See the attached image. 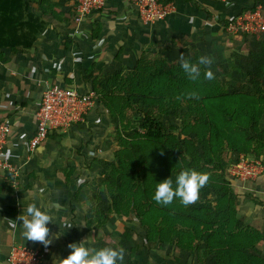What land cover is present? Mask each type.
Listing matches in <instances>:
<instances>
[{
	"label": "trees",
	"instance_id": "obj_1",
	"mask_svg": "<svg viewBox=\"0 0 264 264\" xmlns=\"http://www.w3.org/2000/svg\"><path fill=\"white\" fill-rule=\"evenodd\" d=\"M162 1L197 4L200 0ZM222 3L232 7L219 17L221 33L211 46L212 54L254 39L252 34L226 32L238 15L254 10L257 3L264 13V0ZM203 11L210 17L208 10ZM45 27L46 21L30 11L28 2L0 0V47L29 49ZM181 54L193 62L201 55L211 56L172 35L164 45L143 50L130 68L112 69L92 79L94 99L102 104L112 126L107 141L112 140L114 148L110 160L94 158L98 180L86 223L97 229L109 224L110 216L124 218V229L110 244L126 250L120 264H134L136 255L139 261L153 250L171 264H264V228L258 226L260 220L242 219L240 193L229 174L237 160L232 155L240 151L229 129L259 142L258 149L250 152L260 159L264 156L258 110L264 102V42L246 56L242 77L248 79L249 94L230 93L215 68L212 80L204 78L203 70L197 81L190 80L181 68ZM186 168L210 174L199 200L187 207L178 198L168 206L157 204L153 195L158 181L168 176L175 180ZM2 176V187L10 191L9 177ZM131 222L137 227L129 226ZM183 255L186 263L181 262Z\"/></svg>",
	"mask_w": 264,
	"mask_h": 264
},
{
	"label": "crops",
	"instance_id": "obj_2",
	"mask_svg": "<svg viewBox=\"0 0 264 264\" xmlns=\"http://www.w3.org/2000/svg\"><path fill=\"white\" fill-rule=\"evenodd\" d=\"M23 1L46 21V27L29 49L0 47V121L7 118L11 122L6 151L18 168L16 189L6 190L0 180V264H5L13 243L37 249L42 264H53L68 255L69 243L88 238V247H104L98 239L100 228L92 229L86 223L90 218L87 209L98 180L97 161L110 160L113 148L107 146L112 130L108 114L94 99L83 123L52 130L30 150L28 140L35 129V112L46 84L71 85L94 93L91 82L95 76L130 68L143 50L164 45L172 35L213 55L211 46L221 33L219 17L232 6L215 0L197 4L170 1L173 13L154 24H143L129 0H109L86 16L81 32L74 35L71 0ZM262 159L264 166V156ZM232 186L240 193L242 219L260 220L258 226L264 228V204L253 203L264 201V167L253 181L233 180ZM33 202L49 210L55 221L47 225L51 239L47 248L25 239L20 222L15 220ZM65 221L73 226L64 231ZM60 230L63 234L55 238Z\"/></svg>",
	"mask_w": 264,
	"mask_h": 264
},
{
	"label": "built area",
	"instance_id": "obj_3",
	"mask_svg": "<svg viewBox=\"0 0 264 264\" xmlns=\"http://www.w3.org/2000/svg\"><path fill=\"white\" fill-rule=\"evenodd\" d=\"M109 0H71L74 5L72 34L81 32L86 16L103 8ZM135 7L143 24H154L174 12L172 2L162 0H129ZM228 2L229 0H215ZM254 4V3H252ZM228 34L240 32L260 36L264 34L263 7L257 3L254 10H247L238 15L225 28ZM94 93H84L79 88L60 83H47L41 94L40 103L35 112V129L28 140V148L34 150L43 142L52 130H62L83 123L88 111L94 104ZM9 119L0 121V173L8 176L12 188H17L18 168L10 162L7 151ZM263 170V163L258 158L237 157L229 174L235 182L253 181ZM5 264H42L41 253L25 244L13 243L10 246Z\"/></svg>",
	"mask_w": 264,
	"mask_h": 264
},
{
	"label": "clouds",
	"instance_id": "obj_4",
	"mask_svg": "<svg viewBox=\"0 0 264 264\" xmlns=\"http://www.w3.org/2000/svg\"><path fill=\"white\" fill-rule=\"evenodd\" d=\"M180 63L183 72L192 81H197L200 78L202 70L205 79L215 78L211 68L214 57L201 55L193 62L181 54ZM190 95L195 97L197 94L191 93ZM209 180L210 174L207 172L193 168L182 169L175 180L168 176L158 181L153 199L157 204L168 206L178 198L187 207L199 200L200 190L208 184ZM15 220L20 222L22 235L25 239L39 242L45 248L50 245V229L47 225L55 221L49 210L42 209L33 202L28 204ZM72 226V223L65 221L64 231ZM64 231L60 230L56 233L55 238H59ZM88 244V238L69 243L67 246L71 251L68 255L55 259L53 264H118L124 260L126 250L123 247L104 246L97 249L88 247Z\"/></svg>",
	"mask_w": 264,
	"mask_h": 264
},
{
	"label": "rangeland",
	"instance_id": "obj_5",
	"mask_svg": "<svg viewBox=\"0 0 264 264\" xmlns=\"http://www.w3.org/2000/svg\"><path fill=\"white\" fill-rule=\"evenodd\" d=\"M261 36V35H260ZM253 36L255 41H253L251 38L246 39V41H242L243 43L238 47L239 49H236L235 45L232 47L230 46L228 49L223 52L218 51L215 54L211 55V57H214V63L212 64L211 68H215L214 71L218 72L220 74V81L225 84V87L230 93H234L236 91H241L244 93H251L252 91L249 89L248 83L246 77H242V75L245 74V68L246 66V56H248L250 51L253 50H259L260 45L262 42H264V36ZM226 36L223 40H226ZM239 41L238 43H240ZM222 45H224L222 43ZM225 46V45H224ZM205 52V50H203ZM248 86V87H247ZM252 98V97H251ZM246 99V96H243V100ZM248 102V100H246ZM259 113L261 111L260 116V127L264 130V102L259 104L258 107ZM244 119V118H242ZM168 123V121H166ZM112 129V126L111 128ZM111 131V130H110ZM230 132V139L232 142H238L239 150L235 154L232 155V157L235 159L239 157V155L246 156L250 159L257 158L252 152L255 149H258L259 142L256 140H252L249 136L241 135L242 133L238 131L237 129H229ZM109 144L107 146H111L112 140L108 141ZM111 148H114L112 146ZM250 152V153H248ZM113 154V152L111 153ZM260 159V158H258ZM263 163V159H260ZM264 167V166H263ZM109 224L107 223L105 226L100 228L98 230L99 239L103 243L104 246H110L111 240L114 242L116 240V236L120 235L122 230L125 227V220L124 218L122 220L116 218V217H109ZM114 225V229H112V226ZM129 226L137 227L136 223L131 222ZM138 229V228H137ZM139 231L140 228H139ZM116 234V235H113ZM117 241V240H116ZM138 254H141V251L138 252ZM140 260L138 261L137 255L136 259L134 258L133 262L134 264H142L144 261V264H171L169 261L165 260V257L156 254V252L153 250L151 251V255L143 254ZM171 256V255H170ZM166 259H169L168 257ZM181 262L186 263V256H181ZM120 264V263H118Z\"/></svg>",
	"mask_w": 264,
	"mask_h": 264
}]
</instances>
